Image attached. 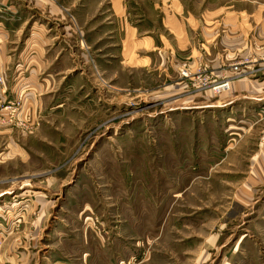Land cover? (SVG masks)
Here are the masks:
<instances>
[{
	"label": "rangeland",
	"instance_id": "374dc122",
	"mask_svg": "<svg viewBox=\"0 0 264 264\" xmlns=\"http://www.w3.org/2000/svg\"><path fill=\"white\" fill-rule=\"evenodd\" d=\"M124 1L133 23L162 33L159 48L122 49V31L116 47L93 43L84 21L79 45L70 35L38 52L32 76L21 69L32 88L7 76L0 264H264V181L249 178L264 156V0L191 3L196 53L151 0ZM1 11L24 16L21 40L46 24L29 0ZM225 76L229 89L213 93Z\"/></svg>",
	"mask_w": 264,
	"mask_h": 264
},
{
	"label": "crops",
	"instance_id": "0c3cea01",
	"mask_svg": "<svg viewBox=\"0 0 264 264\" xmlns=\"http://www.w3.org/2000/svg\"><path fill=\"white\" fill-rule=\"evenodd\" d=\"M38 1L41 5L38 7ZM130 5L138 8L141 4L144 5L146 0H126ZM201 3L203 0H200ZM147 3L150 0L146 1ZM33 5L34 11L38 12L39 18H44L45 26L38 25L37 22H31L29 26V34L25 40L20 39L22 26L19 20L24 16H15L14 11L0 12V76L3 83L0 85V100L10 97L12 99L15 92V85L8 82L7 76L15 73V76L20 78L21 84H26L27 89L32 88V77L25 80L21 77L22 73L28 72V76L33 75V70L38 64V52L46 50L52 45H57L58 41L65 45L70 35L75 36V41L79 45L81 43L82 34L88 30L83 29L84 21L88 22V29L96 33L97 39L92 40L93 43L98 41L105 42L108 47L113 45L116 47V37L120 31L123 32V38L120 39L121 48H128L129 50H146V52L153 51L154 48H159L158 43L161 40L162 33L155 34V32L142 29L140 24L133 23L130 19V13L126 10V2L124 0H29ZM197 4V0H151L154 10L161 13V25L166 33L174 34L173 29H180L183 34L184 46L189 47L190 52L196 53L191 47L196 46L195 35L197 34L198 18L196 7L191 8L190 4ZM205 3L201 8V13L207 14L210 12L206 9ZM196 11V12H195ZM141 12V11H140ZM143 13V12H141ZM211 13V12H210ZM69 14L74 18V22H69ZM29 16L27 21L31 19ZM20 18V19H19ZM93 21L92 23L90 21ZM209 27L204 26V33L210 35V44L212 43V23L209 21ZM201 27V26H200ZM223 27L226 31L223 33ZM71 28V30H70ZM59 29V30H58ZM158 35V36H157ZM114 41H113V40ZM228 26L221 24V53L228 45ZM162 41V40H161ZM79 42V43H78ZM21 44V48H20ZM206 46V45H205ZM19 48L16 58V50ZM196 49V48H195ZM216 57H212L213 52L205 51L206 58L219 57V50L215 49ZM150 54V53H149ZM151 54L150 57H154ZM197 54L194 55V57ZM157 58L158 54H156ZM164 55L161 56V58ZM151 58V59H152ZM24 67H28L26 71ZM23 69L25 72L21 71ZM6 80V81H5ZM27 83H24V82ZM30 81V82H28ZM257 164L250 170V177L253 179V185L264 181V156L258 158Z\"/></svg>",
	"mask_w": 264,
	"mask_h": 264
},
{
	"label": "built area",
	"instance_id": "2783aa9c",
	"mask_svg": "<svg viewBox=\"0 0 264 264\" xmlns=\"http://www.w3.org/2000/svg\"><path fill=\"white\" fill-rule=\"evenodd\" d=\"M238 68V65H234V69L236 70ZM185 73H182L184 75ZM1 76H0V82H1ZM205 81V80H204ZM232 81L231 77L225 76L221 77L219 80L211 81L208 86L212 90L213 93L219 94L222 93L225 90H228L230 87V83Z\"/></svg>",
	"mask_w": 264,
	"mask_h": 264
}]
</instances>
